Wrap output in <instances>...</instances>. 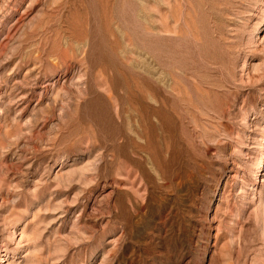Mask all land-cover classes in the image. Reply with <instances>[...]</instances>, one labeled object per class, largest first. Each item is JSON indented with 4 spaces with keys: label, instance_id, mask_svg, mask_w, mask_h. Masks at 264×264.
<instances>
[{
    "label": "rangeland",
    "instance_id": "1",
    "mask_svg": "<svg viewBox=\"0 0 264 264\" xmlns=\"http://www.w3.org/2000/svg\"><path fill=\"white\" fill-rule=\"evenodd\" d=\"M0 264H264V0H0Z\"/></svg>",
    "mask_w": 264,
    "mask_h": 264
}]
</instances>
